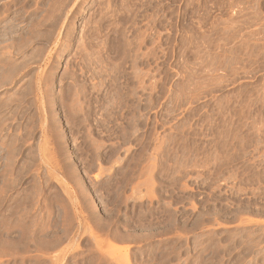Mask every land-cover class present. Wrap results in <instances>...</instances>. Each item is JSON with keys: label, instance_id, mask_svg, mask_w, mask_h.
Wrapping results in <instances>:
<instances>
[{"label": "rangeland", "instance_id": "rangeland-1", "mask_svg": "<svg viewBox=\"0 0 264 264\" xmlns=\"http://www.w3.org/2000/svg\"><path fill=\"white\" fill-rule=\"evenodd\" d=\"M0 46V264H264V0H0Z\"/></svg>", "mask_w": 264, "mask_h": 264}, {"label": "bare ground", "instance_id": "bare-ground-1", "mask_svg": "<svg viewBox=\"0 0 264 264\" xmlns=\"http://www.w3.org/2000/svg\"><path fill=\"white\" fill-rule=\"evenodd\" d=\"M59 1V0H58ZM62 1V0H61ZM69 1V0H68ZM57 4H59L58 2H57ZM66 9V8H65ZM54 11V10H53ZM64 12V11H63ZM54 19V18H53ZM60 19V18H59ZM53 22V21H52ZM59 22V21H58ZM55 23V22H54ZM52 25V24H51ZM48 26V25H47ZM51 27V26H50ZM54 31H55V29H54ZM31 34V33H30ZM33 34V33H32ZM52 34V33H51ZM30 37V36H29ZM32 37H33V35H32ZM30 39V38H29ZM33 39V38H32ZM42 41V40H41ZM46 41H48V40H46ZM46 41H44V42H46ZM51 42V41H50ZM19 43H21V42H19ZM48 43V42H47ZM17 46V45H16ZM1 47V46H0ZM4 48H5V46H4ZM6 53V52H5ZM45 60V59H44ZM2 65V64H1ZM23 66V65H22ZM26 66V65H25ZM14 67V66H13ZM9 68V67H8ZM10 70V69H9ZM15 71H17L16 69H14ZM14 75V74H13ZM12 77V76H11ZM5 83V82H4ZM47 93V92H46ZM47 99V98H46ZM44 124V123H43ZM44 147V146H43ZM43 152V151H42ZM10 219V218H9ZM8 219V220H9ZM6 220V219H5ZM29 239V238H28ZM62 239V238H61ZM60 239V240H61ZM24 240H26V239H24ZM56 244V243H55ZM58 245V244H57ZM56 245V246H57ZM59 261V260H58ZM54 262H56V261H54ZM54 264V263H53Z\"/></svg>", "mask_w": 264, "mask_h": 264}]
</instances>
